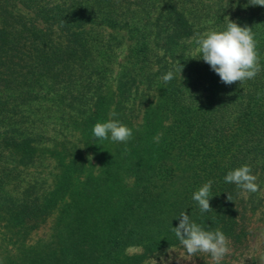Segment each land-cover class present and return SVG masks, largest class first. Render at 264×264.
I'll use <instances>...</instances> for the list:
<instances>
[{
    "label": "trees",
    "instance_id": "1",
    "mask_svg": "<svg viewBox=\"0 0 264 264\" xmlns=\"http://www.w3.org/2000/svg\"><path fill=\"white\" fill-rule=\"evenodd\" d=\"M228 18L258 42L262 71L242 84L221 83L194 42ZM109 119L132 128L127 144L94 137ZM245 164L257 192L224 181ZM209 180L201 212L192 196ZM262 208L264 7L0 0V264H143L182 247L185 211L237 249Z\"/></svg>",
    "mask_w": 264,
    "mask_h": 264
},
{
    "label": "clouds",
    "instance_id": "2",
    "mask_svg": "<svg viewBox=\"0 0 264 264\" xmlns=\"http://www.w3.org/2000/svg\"><path fill=\"white\" fill-rule=\"evenodd\" d=\"M250 5L264 7V0H250ZM228 21L226 30L210 31L205 34L197 33L194 42L198 46L200 59L219 76L221 83L225 85L237 82L242 84L255 79L262 71L257 50L258 42L251 27L247 25L242 27L229 18ZM182 71L183 65L178 64L175 71H168L162 79L168 83L175 78L176 72L181 75ZM260 95L261 93L258 92L257 96ZM109 115L115 117L117 113L112 111ZM92 132L94 137L101 141L110 139L113 142L127 144L133 138L132 128L116 119L97 122ZM256 180L257 177L252 174V168L248 164L229 171L224 177L226 183L235 184L242 190V193L257 192L259 185ZM212 184L213 181L209 180L193 193L192 199L198 203L201 212L213 210L210 205V200L213 198ZM227 199L232 201L229 194ZM176 219L179 223L176 227H172V231L189 256L197 253L209 254L214 264H221L225 256L230 253V241L220 229L205 230L201 225L192 221L186 211L181 212Z\"/></svg>",
    "mask_w": 264,
    "mask_h": 264
},
{
    "label": "rangeland",
    "instance_id": "3",
    "mask_svg": "<svg viewBox=\"0 0 264 264\" xmlns=\"http://www.w3.org/2000/svg\"><path fill=\"white\" fill-rule=\"evenodd\" d=\"M249 217V234L245 243L237 249L230 248V253L225 256L221 264H264V208ZM41 235V231L33 233L31 240ZM137 251L135 247L127 249L128 253ZM178 262L179 264H214L209 254L197 253L189 256L183 246L163 250L143 264H178Z\"/></svg>",
    "mask_w": 264,
    "mask_h": 264
}]
</instances>
